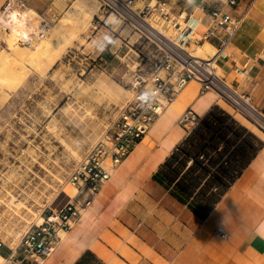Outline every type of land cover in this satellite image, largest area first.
Returning a JSON list of instances; mask_svg holds the SVG:
<instances>
[{
	"label": "crops",
	"instance_id": "0c3cea01",
	"mask_svg": "<svg viewBox=\"0 0 264 264\" xmlns=\"http://www.w3.org/2000/svg\"><path fill=\"white\" fill-rule=\"evenodd\" d=\"M23 1L50 16L75 0ZM163 1L203 39L214 10L241 21L217 66L264 112V0ZM206 41L217 50L221 31ZM223 103L188 84L42 264H264V138ZM188 110L191 131L178 123Z\"/></svg>",
	"mask_w": 264,
	"mask_h": 264
},
{
	"label": "rangeland",
	"instance_id": "374dc122",
	"mask_svg": "<svg viewBox=\"0 0 264 264\" xmlns=\"http://www.w3.org/2000/svg\"><path fill=\"white\" fill-rule=\"evenodd\" d=\"M161 4L163 15L154 8ZM148 5L153 8L152 25L176 41L186 28V14L173 12L163 0L137 2L140 9ZM27 12L36 16L33 24L39 27L38 15ZM48 17L50 28L43 40H51L53 49L69 39L61 56L51 67L50 58H41L40 68H30L16 89L0 93V239L12 249L32 225L66 205H57L66 186L76 190L72 201L81 198L69 183L71 173L133 98L136 79L149 77L156 56L130 25L100 10L98 0H75L61 14ZM3 33L0 53L7 50ZM206 43L194 35L185 46L190 52L201 47L206 59L217 52ZM217 74L242 93L218 66Z\"/></svg>",
	"mask_w": 264,
	"mask_h": 264
},
{
	"label": "built area",
	"instance_id": "2783aa9c",
	"mask_svg": "<svg viewBox=\"0 0 264 264\" xmlns=\"http://www.w3.org/2000/svg\"><path fill=\"white\" fill-rule=\"evenodd\" d=\"M138 1L98 0L100 10L130 25L139 39L148 41L155 49L156 56L151 63L149 77L136 79L133 98L119 109L117 119L108 126L105 134L86 152L71 173L69 183L78 190L81 198L69 202L58 211L49 212L41 224L32 225L19 245L11 250V255L5 257L1 264H42L51 257L63 242L64 235L91 206L101 187L110 180L130 151L149 134L166 109L191 82L199 84L202 94L214 93L218 100L230 106L234 113L242 116L264 135V112L255 107L249 94L228 88L224 80L217 76V59L225 54L224 50L240 28L241 21L230 19L220 10H214L211 13L214 27L206 32L204 39L214 37L221 31V46L213 57L193 58L179 49L177 43L185 45L191 40L195 22L188 20L184 31L173 41L150 22L153 8L149 5L143 9L137 8ZM228 4L235 6L236 0H229ZM164 6L161 4L154 8L163 15ZM28 10L23 0H8L0 10V24L9 11L19 14ZM38 17L40 25L37 27V39L44 37L50 28L48 16ZM21 43L28 44L24 41ZM178 123L191 131L199 125L200 118L188 110ZM4 246L5 243L0 239V249Z\"/></svg>",
	"mask_w": 264,
	"mask_h": 264
},
{
	"label": "bare ground",
	"instance_id": "6f19581e",
	"mask_svg": "<svg viewBox=\"0 0 264 264\" xmlns=\"http://www.w3.org/2000/svg\"><path fill=\"white\" fill-rule=\"evenodd\" d=\"M90 1H92V3L94 2V0ZM34 16L29 14L28 12H21L18 14V12L9 11L7 15H5V17L1 20L0 29L2 33H6L5 44L7 45V50L0 53V93L8 89L11 90L15 86L19 85L28 76L30 68H40L39 66H41V58H50L52 60L50 63V67L53 66L55 59L61 56L66 45L69 43V39L66 38V40L60 43L59 46L52 49L51 40H43V37L37 39L38 26L33 24ZM178 27L179 28H177V30L180 31L181 26ZM160 33L163 34L162 32ZM193 36L194 31L191 33V39L193 38ZM22 41L27 42L28 46L21 47L20 43ZM177 46L179 47V49L188 53L189 56L193 58L203 59L205 50H203L201 47L190 52L189 50H187L188 47L181 43H177ZM206 46L210 50H214V47L211 44L206 43ZM228 88L230 87L228 86ZM210 94L214 95L217 98L214 93ZM75 196L76 190L72 187L66 186L61 192L57 205L63 206L71 202ZM0 259H2L3 262L4 258L0 256Z\"/></svg>",
	"mask_w": 264,
	"mask_h": 264
},
{
	"label": "trees",
	"instance_id": "16d2710c",
	"mask_svg": "<svg viewBox=\"0 0 264 264\" xmlns=\"http://www.w3.org/2000/svg\"><path fill=\"white\" fill-rule=\"evenodd\" d=\"M200 123H201V119H200ZM200 123H199V124H200ZM198 126H199V125H198ZM198 126H197V127H198ZM197 127H196V128H197Z\"/></svg>",
	"mask_w": 264,
	"mask_h": 264
}]
</instances>
